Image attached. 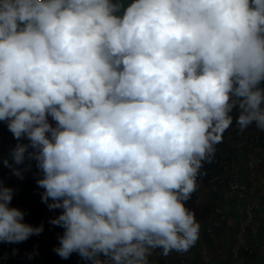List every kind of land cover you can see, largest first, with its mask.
Wrapping results in <instances>:
<instances>
[{"label":"clouds","instance_id":"9594fccd","mask_svg":"<svg viewBox=\"0 0 264 264\" xmlns=\"http://www.w3.org/2000/svg\"><path fill=\"white\" fill-rule=\"evenodd\" d=\"M0 122L61 210L62 259L186 252L223 133L264 131V0H0ZM13 194L0 185V241L21 243L44 225Z\"/></svg>","mask_w":264,"mask_h":264},{"label":"crops","instance_id":"0c3cea01","mask_svg":"<svg viewBox=\"0 0 264 264\" xmlns=\"http://www.w3.org/2000/svg\"><path fill=\"white\" fill-rule=\"evenodd\" d=\"M259 131L260 129L256 128L253 124L249 131L239 136V145L242 153L240 154L239 151L233 149L231 150V155L223 161L225 165H228L232 176L235 175L242 184L251 185L253 188L250 200L255 205L256 226L249 230L245 237L239 241L250 245L255 250V253L252 256H245V264H264V201L261 200L257 193V190H259L258 182L264 179V160L260 161V159L258 160V158L250 156L248 154L249 150L247 149L248 140L258 134ZM232 133L233 129L230 126L223 133V139H227ZM16 144L17 141L13 138L12 133L8 131L7 125L4 122H0V160ZM246 161L256 162L254 169L255 178L253 181L250 180L249 172L246 170L241 169L237 173L233 170L235 166L243 167ZM218 165L215 159L209 167L214 168L218 167ZM13 168H19V165L13 163ZM40 175L35 168L28 177L27 184L22 190L15 185H10L9 187L14 189L11 206L19 208L25 213L24 222L34 226L43 224L44 231L40 235L32 236L28 239L29 251L20 250L18 243L0 241V264H91L90 261L85 260L77 253H73L68 259H62L53 251L55 247L59 246V239L54 233L52 224L49 221L58 216L61 210H49L47 205L41 201V194L44 190L39 188L36 183ZM196 192L202 194L201 199L196 203L191 197L185 203V206L189 209L195 210L198 206H203L206 210L216 207L222 209L224 204L228 202L233 205L231 211L225 212L226 220L223 221L216 235L214 237H204L203 242L198 238L195 245L191 247L189 253L191 262L192 264H228L231 249L238 240V220L234 209L236 203L227 198V186L225 184L219 186L216 190L208 187L203 180H200L198 181V189ZM199 220L203 225L207 224V216L205 214L200 215ZM61 229L64 232L62 227ZM202 245H206L209 250V257L206 263L201 261L198 252ZM161 253L162 249H156L152 256L149 257L150 264L178 263L179 258L177 255L164 256Z\"/></svg>","mask_w":264,"mask_h":264},{"label":"built area","instance_id":"2783aa9c","mask_svg":"<svg viewBox=\"0 0 264 264\" xmlns=\"http://www.w3.org/2000/svg\"><path fill=\"white\" fill-rule=\"evenodd\" d=\"M51 119V118H50ZM233 133L227 138L223 139V142L218 144L215 159L219 164L218 167L211 168L210 164L204 163L203 170L207 172L206 176L200 178L207 184L208 187L212 189H218L221 185L227 186V198L236 203L234 209L237 216V227H238V240L233 245L231 252L228 257V264H245L246 257L252 256L255 250L250 246L246 245L244 242L239 241L244 238L249 230L256 226V215H255V205L250 200V195L253 193V188L251 185H245L240 182L238 178L232 176L228 165H225L223 161L231 155V150L235 149L242 153V149L239 145V136L243 135L245 132L249 131L253 125L249 126L243 133H240L236 127L235 122L231 125ZM248 154L252 157L264 160V131L260 130L258 134L250 138L247 143ZM11 147L5 157L0 160V185L9 187L10 185H15L21 190L25 187L28 181V177L31 172L35 170L33 166L28 171H23L25 165H19V169L22 171L23 178H19L13 174L12 168L5 165L4 161L7 160L9 164L13 165ZM256 162L246 161L243 167L235 166L234 172H239L241 169L249 172L250 180H254V169ZM259 190H257L259 197L264 201V179L258 182ZM202 194L200 192H195L192 194V198L198 203L201 199ZM232 205L230 202L224 204V207L211 208L206 210L203 206H198L195 210L196 220L200 223L199 240L204 241V237H214L221 227L224 220H226L225 212L232 210ZM207 216V224L203 225L199 220L200 215ZM18 247L22 251H29L28 240L18 243ZM191 249V248H190ZM190 249L186 252L171 251L168 255H177L179 261L177 264H192L189 253ZM200 259L204 263L208 261L209 250L206 245H202L199 249Z\"/></svg>","mask_w":264,"mask_h":264},{"label":"trees","instance_id":"16d2710c","mask_svg":"<svg viewBox=\"0 0 264 264\" xmlns=\"http://www.w3.org/2000/svg\"><path fill=\"white\" fill-rule=\"evenodd\" d=\"M52 229H53L54 233L56 234L57 238L59 236L63 235V231H62L61 227L52 225Z\"/></svg>","mask_w":264,"mask_h":264}]
</instances>
